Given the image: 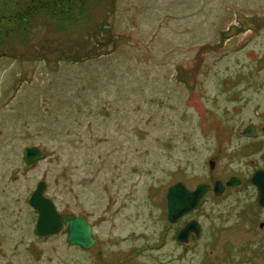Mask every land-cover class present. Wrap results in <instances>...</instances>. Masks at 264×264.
<instances>
[{
	"label": "rangeland",
	"instance_id": "1",
	"mask_svg": "<svg viewBox=\"0 0 264 264\" xmlns=\"http://www.w3.org/2000/svg\"><path fill=\"white\" fill-rule=\"evenodd\" d=\"M262 102L264 0H0V264H192L166 191L242 164L223 139ZM40 181L92 248L36 236ZM213 199L217 234L237 201Z\"/></svg>",
	"mask_w": 264,
	"mask_h": 264
},
{
	"label": "flooded vegetation",
	"instance_id": "2",
	"mask_svg": "<svg viewBox=\"0 0 264 264\" xmlns=\"http://www.w3.org/2000/svg\"><path fill=\"white\" fill-rule=\"evenodd\" d=\"M223 140L229 157L237 156L244 162L218 176L212 170L215 167L213 161L209 183H206L209 191L196 209L176 223L169 222L166 214L169 231L174 229V241L181 256L189 255L192 264H264V203L260 201L261 192H264V102L254 105L247 120L230 127ZM216 182L222 185L219 195L214 191ZM240 195L242 202L238 200ZM207 196L213 200L235 197L237 201L226 208L227 219L222 227H214L217 234H211L197 219L203 215ZM189 224H195L196 228L189 232L187 240L182 241L179 234ZM65 227L63 225L62 229Z\"/></svg>",
	"mask_w": 264,
	"mask_h": 264
},
{
	"label": "water",
	"instance_id": "3",
	"mask_svg": "<svg viewBox=\"0 0 264 264\" xmlns=\"http://www.w3.org/2000/svg\"><path fill=\"white\" fill-rule=\"evenodd\" d=\"M46 157V153L39 147H27L24 151L25 163L30 165ZM210 168L214 163L210 162ZM221 183L216 182L214 191L220 194ZM46 183L40 181L35 190L28 198L29 205L38 213L34 231L38 237H47L59 233L63 225L68 227L67 241L69 244L90 249L95 245L92 235V227L86 219L82 217H71L61 215L54 202L45 196ZM209 191V186L199 184L195 190H189L184 183L178 182L166 191L167 219L171 223H176L182 216L196 209L204 195ZM260 201L264 203V192H261ZM195 224H189L180 234L179 239L187 240V236ZM196 228V227H195Z\"/></svg>",
	"mask_w": 264,
	"mask_h": 264
}]
</instances>
